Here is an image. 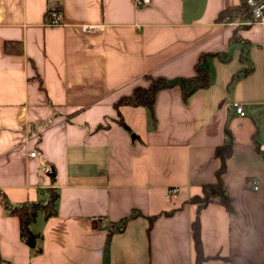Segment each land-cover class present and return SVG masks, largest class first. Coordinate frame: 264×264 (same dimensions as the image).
I'll list each match as a JSON object with an SVG mask.
<instances>
[{
  "label": "crops",
  "instance_id": "obj_1",
  "mask_svg": "<svg viewBox=\"0 0 264 264\" xmlns=\"http://www.w3.org/2000/svg\"><path fill=\"white\" fill-rule=\"evenodd\" d=\"M241 3L0 0V193L13 204L59 195L57 214L31 226L39 254L0 198L1 264H194L190 199L216 182V149L231 138L235 213L215 201L200 212L205 264H264V24L218 19ZM49 5L61 24H47ZM208 53L227 59H207V88L187 100L179 85L161 89L154 117L116 109L147 76L191 77Z\"/></svg>",
  "mask_w": 264,
  "mask_h": 264
},
{
  "label": "trees",
  "instance_id": "obj_2",
  "mask_svg": "<svg viewBox=\"0 0 264 264\" xmlns=\"http://www.w3.org/2000/svg\"><path fill=\"white\" fill-rule=\"evenodd\" d=\"M51 9L60 11V7L57 5H53L50 10L48 9L46 13L47 23H49V21L52 19ZM245 13L246 6L242 1L239 6L224 9L219 14L218 19L220 21H223L234 16H243ZM211 55L220 56L222 60L227 59L220 53L202 54L196 66V74L188 78H177L174 80H170L163 77L147 76L149 84L146 86H137L130 94L125 95L117 100V102L115 103L116 109L119 110V108L123 105L145 106L149 108L152 116L154 117L155 98L157 93L163 88H169L177 85H179L182 89L184 100H187L193 93H195L199 89L207 88L210 85V71L206 62ZM118 121L119 124L129 129L127 124L124 122L121 114ZM226 132L229 134L228 129H226ZM232 149V138L229 140V142L216 149L215 155L221 160V165L216 172V182L203 185V193L201 195H194L190 199L193 204L197 205V215L192 222V235L196 252V259L194 264H205L211 258L205 255L203 251L200 223V212L202 211V209L205 208L209 203L215 201L223 205L229 213H235L233 198L230 196L224 181L226 161L231 156ZM52 178L54 181L55 176L53 175ZM58 196L59 195L55 188H49L41 191L39 199L35 201H25L19 204H13L8 200L4 193H0V198H2L4 202L5 211L9 215L16 216L19 219L21 238L27 245H29L33 254L41 253L43 251V247L41 243L42 235L40 233L34 232L31 226L37 221L40 216L48 219L57 214Z\"/></svg>",
  "mask_w": 264,
  "mask_h": 264
},
{
  "label": "built area",
  "instance_id": "obj_3",
  "mask_svg": "<svg viewBox=\"0 0 264 264\" xmlns=\"http://www.w3.org/2000/svg\"><path fill=\"white\" fill-rule=\"evenodd\" d=\"M246 6V13L242 17H238L236 23L240 24H252V23H259L264 24V0H242ZM137 6H145L151 3V0H135ZM53 5H49V10L52 8ZM52 10V9H51ZM52 19L47 23L48 25H58L61 24L62 21L60 20V11L52 10L51 11ZM83 31L85 32H96L100 28L97 25H85L82 27ZM236 113L240 116H246V110L244 105L240 102H233L232 103ZM37 154L36 151H32L30 153L31 157H35ZM249 185L254 189L258 190L259 182L257 180H250ZM178 195V188L176 187H169L166 192V197L169 199H173ZM93 221L98 222L101 227H108V224L105 220H101L97 216L92 217Z\"/></svg>",
  "mask_w": 264,
  "mask_h": 264
},
{
  "label": "rangeland",
  "instance_id": "obj_4",
  "mask_svg": "<svg viewBox=\"0 0 264 264\" xmlns=\"http://www.w3.org/2000/svg\"><path fill=\"white\" fill-rule=\"evenodd\" d=\"M235 17H236V16H235ZM238 17H242V16H237V18H238Z\"/></svg>",
  "mask_w": 264,
  "mask_h": 264
},
{
  "label": "water",
  "instance_id": "obj_5",
  "mask_svg": "<svg viewBox=\"0 0 264 264\" xmlns=\"http://www.w3.org/2000/svg\"><path fill=\"white\" fill-rule=\"evenodd\" d=\"M132 137L134 138L135 136L133 135Z\"/></svg>",
  "mask_w": 264,
  "mask_h": 264
}]
</instances>
